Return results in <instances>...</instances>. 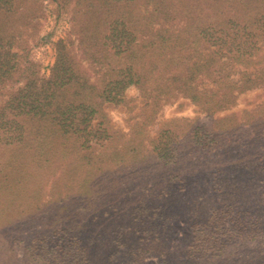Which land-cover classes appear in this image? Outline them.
Listing matches in <instances>:
<instances>
[{
  "label": "rangeland",
  "instance_id": "rangeland-1",
  "mask_svg": "<svg viewBox=\"0 0 264 264\" xmlns=\"http://www.w3.org/2000/svg\"><path fill=\"white\" fill-rule=\"evenodd\" d=\"M123 16L124 28L136 35L138 54L155 45L149 36L164 29L176 43L163 40L158 48L181 55L177 67L213 55L211 76H196L194 85L221 96L227 81L234 102L220 108L213 102L217 96L202 109L172 86L171 94L154 105L129 85L121 101L102 104L101 116L92 122L103 120L107 137L93 139L89 148L69 137L74 149L61 156L58 138L40 149L36 144L43 137L36 127L21 142L0 136V235L19 229L23 234L8 247L0 237V255L14 248L21 256L28 234L41 237L59 229L74 210L63 207L69 201L78 206L107 201L112 204L98 215H117L156 233L165 242L164 264H264V0H0V37L11 45L0 47V66L7 61L3 70L9 71L0 69V107L29 77L42 84L61 48L91 79L101 78L104 67L86 61L82 53L90 47H79L78 37L83 26L91 33L87 23L98 22L104 32V19L121 22ZM185 24L195 29L190 41L179 44L178 29ZM202 26L209 27L205 37L196 34ZM219 64L223 70L216 81ZM12 110L16 115L18 109ZM19 119L27 127L36 123ZM51 147L57 153L53 161ZM139 201L154 211L141 210L135 218L126 208ZM144 214L145 225L138 220ZM145 233L138 236L142 242ZM36 257L30 264L42 263ZM140 263L158 264V257L145 255Z\"/></svg>",
  "mask_w": 264,
  "mask_h": 264
},
{
  "label": "trees",
  "instance_id": "trees-1",
  "mask_svg": "<svg viewBox=\"0 0 264 264\" xmlns=\"http://www.w3.org/2000/svg\"><path fill=\"white\" fill-rule=\"evenodd\" d=\"M150 16L153 17V13ZM96 23L85 25V27L93 28L90 34L85 31L84 26L82 27L84 33L81 30L82 35L78 37V46L82 48L83 43L89 45L90 50H83L82 55L91 65L99 64L104 67L102 77L100 78L98 75L97 79H91L87 71L82 72L79 69L81 63L78 61L80 63L78 65L75 57L64 52L61 48L50 74L42 84L35 83V77H29L28 84L11 93L8 105L0 107V115L3 118L0 120V136L8 137L6 140L13 143L21 142L25 134L32 132V128L36 127L38 132H42L41 136L43 137L36 144L40 149L50 146L49 139L58 138L54 143H59V156H61L63 152H70L74 149L72 144H67L69 137L78 141L82 148H89L93 146L91 144L93 139L99 140L101 137H107L104 121L97 120L94 126L92 122L93 119L101 116L102 113L99 109L102 104L121 101L123 91L129 85H136L144 98H151L154 105H159L161 99H166L165 97L171 94L172 86L175 91H180L192 102L200 104L202 109L204 101L217 96L218 98L213 102L220 108L234 102L233 89L227 81H224L222 85L221 96L217 91L207 89L201 91L194 85L196 76L201 74L206 77L211 76L208 69L213 63V55H208L209 60L205 58L203 63L193 62L179 68L177 66L181 55L174 57L168 52L163 54L158 48L162 45L160 42L163 40L171 43L174 41L163 34V31L166 32V30L163 29L156 33L157 36L155 35L154 38L149 36L148 40L153 39L156 42L155 45L138 54L133 47L136 35L124 28L126 26L124 16L121 22L118 18H114L109 23L108 19H104L102 24L107 25L104 32L99 23ZM119 26L122 27L119 28ZM208 28L206 26L198 27L196 34L205 37L209 32ZM194 29L190 24L180 27L178 34L182 35H179L181 38H177L179 39L178 43L190 41ZM156 37H159L158 42ZM117 38L121 40L118 44L116 43ZM198 40L194 39V41ZM147 43L151 44V42ZM1 46L10 47L11 45L8 42H3V38L0 37ZM118 57L123 59L119 64L116 60ZM1 63L2 73H9L8 70H3L8 66L7 61H1ZM172 64L176 65V69L175 73L169 77ZM222 70L223 67L219 64V75H217L216 81H220ZM164 75L167 79L162 82ZM6 76L7 74L4 75V77ZM0 81L3 80L0 79ZM31 81L32 84H30ZM13 108L18 109L16 115H13ZM19 117L24 118L23 120L36 119V123L27 127V124H22V119ZM1 127L4 128L1 129ZM26 127L31 130L26 131ZM33 133L35 134L34 130ZM49 152L53 161L57 153L52 151V147ZM91 188L94 189L93 186ZM102 195H105V192ZM65 201L69 200L65 199ZM109 203L112 204L107 201L101 203L88 201L78 206L79 202L69 201L63 207L71 205L74 210L67 217L68 219L61 221L59 229L51 235L44 232L41 237L37 233L28 234L25 239H22L21 256L16 255V250L11 248V254L0 255V264H30V258L34 254L38 256L36 258L42 260L41 264H141L140 261L145 255H155L158 257V264H164L167 250L163 249L161 245H165V242L156 238L158 237L156 233L149 235L138 225H128L126 219L117 215L110 219L105 215H98L97 210H108L105 207L110 206ZM142 203L144 202L131 203L126 208L127 212L134 214L137 218L136 214L141 210L144 212H146L145 210L154 211L151 208H143ZM145 214L138 218L143 221L144 225L149 220ZM118 219L119 221H117ZM105 223H107L106 226ZM150 226L155 227L154 225ZM19 231L20 229L11 234L8 232V235L4 237L0 235L5 240L3 243L7 247L10 241L17 243V239L21 240V235H23ZM141 231L142 234L145 233L143 242L138 237ZM100 236L103 238L98 241L97 237ZM129 259L133 261H129Z\"/></svg>",
  "mask_w": 264,
  "mask_h": 264
}]
</instances>
